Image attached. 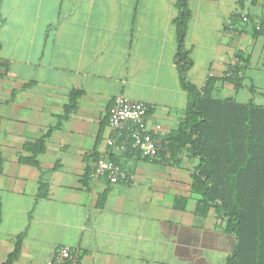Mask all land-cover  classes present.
<instances>
[{
  "label": "crops",
  "instance_id": "crops-1",
  "mask_svg": "<svg viewBox=\"0 0 264 264\" xmlns=\"http://www.w3.org/2000/svg\"><path fill=\"white\" fill-rule=\"evenodd\" d=\"M256 47L263 64L264 0H0V264L20 234L11 264H45L63 246L78 264H227L235 236L192 189L199 158L179 138L156 158L126 154L107 143V112L118 95L143 102L148 124L168 135L190 104L183 76L199 91L212 79V96L264 106L247 74ZM237 52L239 88L223 78ZM48 130L41 152L24 149ZM101 154L129 181L87 178Z\"/></svg>",
  "mask_w": 264,
  "mask_h": 264
},
{
  "label": "trees",
  "instance_id": "trees-1",
  "mask_svg": "<svg viewBox=\"0 0 264 264\" xmlns=\"http://www.w3.org/2000/svg\"><path fill=\"white\" fill-rule=\"evenodd\" d=\"M180 7H184L183 2ZM236 17L241 19V15L233 14L231 20ZM187 19L188 13L184 11L176 21L180 43ZM257 33L255 29L253 34ZM235 57L244 61L241 52ZM177 61L184 74L188 60L183 51H179ZM232 67L231 75L223 78L239 88L244 66L234 64ZM212 84L209 79L199 91L183 76V85L190 92L191 100L178 129L166 136V147L179 138L181 145L199 158L192 189L201 195L202 206L211 203L216 206L226 220L227 230L235 236L227 264H264V106L251 100L239 103L233 97L212 96ZM70 110L71 106L65 107V115ZM49 134L50 130L34 143L24 144V149L31 150L32 155L41 152ZM135 152L127 150L124 153ZM22 161L37 165L33 157ZM1 162L0 156V168ZM85 175L89 178V169ZM40 190L41 184L38 197L43 195ZM21 236H17L14 249L1 264H11L19 250Z\"/></svg>",
  "mask_w": 264,
  "mask_h": 264
},
{
  "label": "built area",
  "instance_id": "built-area-1",
  "mask_svg": "<svg viewBox=\"0 0 264 264\" xmlns=\"http://www.w3.org/2000/svg\"><path fill=\"white\" fill-rule=\"evenodd\" d=\"M241 20L245 16H241ZM239 59L234 57L233 64ZM232 65L225 75H231ZM148 105L124 95L113 99L107 112V124L112 137L107 143L121 151L134 150L144 158H156L167 145L166 131L161 124H148ZM90 179L106 178L110 183L128 182V175L107 156L99 155L91 164ZM79 254L68 246L58 248L45 264H78Z\"/></svg>",
  "mask_w": 264,
  "mask_h": 264
},
{
  "label": "rangeland",
  "instance_id": "rangeland-1",
  "mask_svg": "<svg viewBox=\"0 0 264 264\" xmlns=\"http://www.w3.org/2000/svg\"><path fill=\"white\" fill-rule=\"evenodd\" d=\"M242 18V17H241ZM243 22V25L249 24V18L247 15H245V19L243 18L241 20ZM258 47H256V49L254 50V56H253V61L254 63H258L259 65L257 67L251 68L249 69L250 71L247 72L248 75H250V77H252L253 79H255V86L258 87V89H260V91L264 92V68H262V66L264 65L261 64L262 61H259V59L257 58V51ZM244 86L242 87V94L243 96H251V94H249V79L247 78L246 81L244 82ZM252 98L254 99L255 102H257L258 104H263L264 105V96L258 94V95H252Z\"/></svg>",
  "mask_w": 264,
  "mask_h": 264
}]
</instances>
